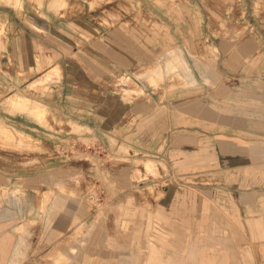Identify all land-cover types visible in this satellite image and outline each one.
<instances>
[{
    "label": "rangeland",
    "instance_id": "1",
    "mask_svg": "<svg viewBox=\"0 0 264 264\" xmlns=\"http://www.w3.org/2000/svg\"><path fill=\"white\" fill-rule=\"evenodd\" d=\"M59 1L49 5L58 14L50 26L47 5L37 6L38 11L25 5L21 11V5H15L11 40L7 24L0 23V188L6 198L19 197L23 220L34 222L35 227L19 231L24 233V259L16 264H150L147 236L169 233L152 222L153 214H147V204L161 201L152 189L147 195V184L154 183L147 180V173L155 178L180 170L170 167L177 165L176 149L152 148L147 155V124L160 125L161 120L185 129L199 122L200 149L193 156L199 155L200 170H207V160L215 157L218 172L224 171L219 165L222 158L232 155L229 151H239L231 150L225 140L224 123L230 120H225V111L239 108V102L224 100L222 86L214 84L216 53L208 29L220 36L232 27V34L242 35L241 17L251 21L261 17L264 0ZM36 13L45 19L38 21ZM7 15L0 10V17ZM197 28L202 33L195 38L190 34ZM180 29L187 36H178L176 45L172 34ZM32 32L39 33L40 40L33 37L39 45L29 52ZM8 43H15V51ZM97 46L105 50L98 56L103 62L90 53ZM78 47L82 50L76 51ZM80 54L88 63L80 62ZM117 55L120 69L111 63ZM96 62L100 66L95 67ZM90 76L94 83L89 82ZM80 78L92 92L103 93L108 109L116 107L121 96L139 113H147V96H153L148 107L152 114L136 118L137 138L142 141L130 155L126 132L118 142L107 136L102 141L77 125L79 116L87 115L80 112V102L68 103L67 109L75 115L72 121L59 115L49 122L44 105L25 97L51 102L55 92H63L66 79L75 83ZM22 80L26 84L20 85ZM41 82L47 85L43 88ZM84 92L77 95L82 97ZM86 96L89 106L91 100L95 103V95ZM27 109L40 115L47 129L33 130L25 116L18 123L29 133L8 124L7 110ZM255 117L264 121L261 113ZM95 119L92 115L93 123ZM173 131L169 141L175 142ZM214 143L215 148H209Z\"/></svg>",
    "mask_w": 264,
    "mask_h": 264
},
{
    "label": "crops",
    "instance_id": "2",
    "mask_svg": "<svg viewBox=\"0 0 264 264\" xmlns=\"http://www.w3.org/2000/svg\"><path fill=\"white\" fill-rule=\"evenodd\" d=\"M61 3L58 0H0V10L5 9L8 13L6 18L0 17V23L4 20L5 25L7 24L9 28L7 35L11 40L13 27L10 17L17 14L13 9L15 5H21L18 8L21 11L24 5L33 7L47 5L49 25L58 15L56 10L49 8V5ZM240 4L242 5V2ZM36 17L38 21L45 19L39 14ZM241 19L245 27L244 33L238 37L232 34L234 31L232 27L226 28L220 36L216 30L212 32L208 29V35L213 38L215 46L214 54L216 53L214 55L216 63L211 72L212 76H216L213 77L214 84L222 86L225 91L224 100L229 103L239 102V108H230L229 114L225 111V120L230 119L224 123V135L227 137L225 140L230 144L228 146L231 150L239 151H229L232 155L222 158L223 162L219 165L223 164L224 171L218 172L221 169L216 167L215 157L207 160V170H200L199 155L193 156L194 151L200 149L199 122L188 125L185 129L180 125L169 127L166 121L162 123L161 120L160 125L147 124L145 134L147 136L144 139L147 141V155L152 148L157 151L164 148L176 149L173 156L177 165L170 167L175 169L177 167L180 170L164 173L155 178L147 173V180L154 182L147 184V195L149 189H152L153 192L159 193L156 197L161 198L159 203L147 204V214H153L152 222L160 224L162 230L169 233V236L164 237L147 236V262L150 264H264V156L260 151L264 150V121L256 120L255 117L256 115L258 117V113L264 116V13L252 21L243 17ZM33 33L29 44L31 49L27 50L29 52L34 51L39 45L33 37L37 36L39 39L40 34ZM201 33L200 28H197L192 29L190 35L198 38ZM20 35L19 37L24 36L23 33ZM172 35L176 38V45L180 42L178 36H187L184 29ZM195 42L192 41V44ZM7 46L15 51V43H8ZM82 46L83 44L80 47ZM80 47L76 51H81ZM85 47L88 51L87 45ZM102 52H105L103 46L90 50L96 60L100 58L98 56ZM100 61L103 62L102 57ZM80 62L88 63V59L80 54ZM101 62H96L95 67ZM111 63L115 64L116 68H121L118 55L112 57ZM82 81L73 83L66 79L63 83V92L61 90L55 92L52 96L54 100L51 102L25 97L44 105L49 122L59 115L62 120L71 117L72 121L75 115L67 109L68 103L80 102V112L85 111L87 115L79 116L77 125L86 128L85 132L90 129L102 141H105L104 136H107L118 142L121 134L126 132L130 155V150L139 147L142 141L141 136L137 138L136 118L152 114L148 107L154 99L153 96L150 94V97L147 96V103L149 102L147 113H139L135 104L128 105L121 96H117V106L108 109L103 93L97 89L95 93L92 92L85 87L87 81ZM93 81V77L90 76L89 82L94 83ZM41 83L43 88L47 85L46 82ZM19 84L26 83L22 80ZM50 84L54 85V82ZM67 86L71 87L70 91ZM80 91H86L83 93L84 96L77 95ZM88 94L96 97L95 103L91 100L90 106L88 105L90 99L86 96ZM84 107L90 110L86 111ZM6 113L9 116L6 117L9 120L8 124L26 133L29 132L18 123L24 116L31 119L33 130L47 129L41 123L40 115H35L30 109L16 112L7 110ZM163 113L167 116V110ZM92 115H95V123L91 120ZM171 129H175L173 131L175 142L169 141ZM31 136L36 138L34 134ZM215 145L216 143L211 144L209 148L214 149ZM2 181L3 178H0V182ZM13 197V200L10 197L6 198L4 190L0 188V264H16L24 259L21 242L24 233L19 231L35 228L34 222L23 220V203L18 205L21 203L19 197L15 194Z\"/></svg>",
    "mask_w": 264,
    "mask_h": 264
},
{
    "label": "bare ground",
    "instance_id": "3",
    "mask_svg": "<svg viewBox=\"0 0 264 264\" xmlns=\"http://www.w3.org/2000/svg\"><path fill=\"white\" fill-rule=\"evenodd\" d=\"M185 63V62H184ZM185 65H186V63H185ZM137 82V81H136ZM138 83V82H137ZM0 122H3L2 120H0Z\"/></svg>",
    "mask_w": 264,
    "mask_h": 264
}]
</instances>
